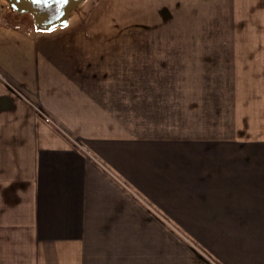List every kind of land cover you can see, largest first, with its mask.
<instances>
[{
    "label": "crops",
    "instance_id": "crops-1",
    "mask_svg": "<svg viewBox=\"0 0 264 264\" xmlns=\"http://www.w3.org/2000/svg\"><path fill=\"white\" fill-rule=\"evenodd\" d=\"M141 1L163 25L229 2L238 38L131 42L100 83L0 64V264H153L168 226L211 227L228 252L264 228V0Z\"/></svg>",
    "mask_w": 264,
    "mask_h": 264
},
{
    "label": "rangeland",
    "instance_id": "rangeland-1",
    "mask_svg": "<svg viewBox=\"0 0 264 264\" xmlns=\"http://www.w3.org/2000/svg\"><path fill=\"white\" fill-rule=\"evenodd\" d=\"M134 1L84 0L71 10L65 27L44 31L34 25L32 15L19 14L11 8L7 0H0V64L3 63L8 73L28 79L33 76L37 78L39 75L38 62L46 66L47 63L43 61L50 60L51 68H58L62 74L65 71L72 73L75 69L74 76L88 75L89 80L100 83L106 77L104 69L108 60L105 52L115 53L119 57V48L120 54H123L131 42L145 43L148 39V42L156 43H229L238 38L233 12L231 13L235 5L229 2L196 4L198 9L194 7L192 10L188 8L194 4L188 3L186 18H173L163 25L158 14L149 16L152 9L159 7L158 4ZM199 11L202 12L200 16L196 14ZM209 11H212L211 15ZM250 12L248 14H252ZM163 13L168 15L164 9ZM152 16L155 17L152 19ZM245 22L248 26H255L257 21L246 18ZM263 24L264 20L261 25ZM152 28L156 30L152 31ZM43 36L52 42L47 43L48 45L59 44L61 47L56 59L51 60L49 56L40 54L36 48L39 43H43ZM255 37L252 36V41L256 40ZM67 45L71 47L65 49ZM54 72L55 69L51 70V74ZM168 229L175 238H149V260L153 264H264V228H249L247 232L251 238L248 239L238 238L239 235L235 233L232 245L241 249L231 252L226 247L232 238L210 236L211 227L188 228L174 225L168 226ZM218 229L224 234L231 229L238 231L241 228ZM245 245L250 246L248 256Z\"/></svg>",
    "mask_w": 264,
    "mask_h": 264
},
{
    "label": "water",
    "instance_id": "water-1",
    "mask_svg": "<svg viewBox=\"0 0 264 264\" xmlns=\"http://www.w3.org/2000/svg\"><path fill=\"white\" fill-rule=\"evenodd\" d=\"M19 14L32 15L34 25L44 31L65 27L70 12L84 0H7Z\"/></svg>",
    "mask_w": 264,
    "mask_h": 264
}]
</instances>
